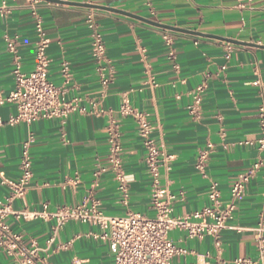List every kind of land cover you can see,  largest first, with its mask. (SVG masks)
<instances>
[{
  "label": "crops",
  "instance_id": "0c3cea01",
  "mask_svg": "<svg viewBox=\"0 0 264 264\" xmlns=\"http://www.w3.org/2000/svg\"><path fill=\"white\" fill-rule=\"evenodd\" d=\"M65 1L109 7L257 47L232 44L235 48L228 60L225 45L231 43L176 33L95 9L115 73L112 83L104 86L86 24L90 8L38 0L37 11L50 39L49 79L64 87L66 99L77 100L84 111L65 122L54 119L11 125L9 120L17 108L6 99L15 90L14 63L5 36L17 39L24 73L34 68L37 38L30 1L0 0V171L8 178L20 177L23 146L34 140L30 145L33 179L25 199L17 200L14 208L42 211L47 207L54 212L61 206L98 202L107 216L140 213L154 218L146 152L134 119L119 112L124 101L147 116L152 138L165 154L170 169L162 168L161 185L167 191L163 201L173 208L172 216L199 221L193 215L211 205L212 183L226 206L238 175L264 160L258 145L263 136L259 110L264 105V0H253L247 10L238 8L237 0ZM166 34L173 36V49L166 44ZM64 67L69 70L67 79ZM202 85L205 89L197 118L188 107L194 105ZM112 119L120 125L130 190L127 205L108 170L107 127ZM204 152L207 159L201 171L198 162ZM102 169L107 171L96 176ZM263 174L264 170L251 181L228 228L218 236L190 237L184 229L172 230L169 239L182 252L171 264H236L237 259L264 264L253 231L264 212ZM7 195L8 189L0 184V202ZM7 223L20 237V249L11 254L0 248V264H19L25 253H33L32 264H114L109 244L99 238L104 232L99 227L71 221L56 230L53 219L26 222L12 217ZM68 243L71 247L65 248Z\"/></svg>",
  "mask_w": 264,
  "mask_h": 264
},
{
  "label": "built area",
  "instance_id": "2783aa9c",
  "mask_svg": "<svg viewBox=\"0 0 264 264\" xmlns=\"http://www.w3.org/2000/svg\"><path fill=\"white\" fill-rule=\"evenodd\" d=\"M32 17L35 21L36 31V53L34 68L30 73L22 70L21 56L17 39L5 36L8 52L13 57L15 90L6 99L17 108V114L9 120V124L20 123L34 124L41 120L58 119L67 121L72 114L81 110L77 100L68 101L64 87H57L49 79L50 60L47 56V49L50 46L43 18L37 11L38 0H29ZM238 8L247 10L253 0H237ZM4 10H8L4 4ZM86 24L91 35V49L96 71L100 76L102 84L108 86L114 80V69L108 57L106 44L98 21L95 9L90 8L86 16ZM166 44L173 49L174 40L171 34L164 36ZM226 58L230 60L234 46L226 44ZM171 55L174 56L172 50ZM65 78H69V70L64 67ZM259 84V82H256ZM205 86H199L198 95L194 105L188 107L190 114L198 116L201 104V93ZM121 116L132 117L138 127L139 136L142 139L145 149V161L148 173L151 177L152 200L156 208L154 218L147 217L140 213H127L125 216L105 215L98 202L91 206L79 205L76 207L61 206L56 211L49 212L45 207L42 211L30 210L28 207L16 210L14 203L17 200H24L33 179V157L30 153V145L34 142L31 139L23 146L20 162L21 175L17 180L8 178L3 171H0V184L8 189V195L3 202H0V248L7 249L13 254L14 250L20 249L21 239L14 234L7 223L12 217L18 221H34L37 219L55 220L56 230L62 229L71 221H78L91 226L99 227L104 232L100 239L109 244L113 255L114 264H171L173 259L182 250L170 239L169 233L177 228L184 229L190 237L218 236L220 232L227 229V222L232 218L237 209L238 203L245 197L247 188L251 181L264 170V160L257 161L252 167L240 173L237 180L230 189V202L223 207L221 203V192L217 185L212 183L209 190L211 205L193 215L197 222L188 219L172 216L173 208L169 203L163 201L167 194L166 189L161 185L162 168H170L166 165V157L155 140L152 138L153 127L147 116L131 107L128 101H124L119 110ZM260 128L262 138L258 145L260 151L264 152V105L259 110ZM109 145V167L112 171L118 187L122 193L123 203L128 204L130 198L129 185L126 181L123 146L121 141L120 125L117 120L112 119L107 127ZM207 155L204 152L198 162V168L203 171ZM107 171L102 169L95 175ZM264 187V174H263ZM172 200L174 197L169 195ZM211 219L212 222H209ZM257 239V247L261 257H264V212L259 225L253 229ZM70 248L71 243L64 246ZM32 254L25 253L19 264H32ZM236 264H252L250 260L237 259Z\"/></svg>",
  "mask_w": 264,
  "mask_h": 264
},
{
  "label": "water",
  "instance_id": "95a60500",
  "mask_svg": "<svg viewBox=\"0 0 264 264\" xmlns=\"http://www.w3.org/2000/svg\"><path fill=\"white\" fill-rule=\"evenodd\" d=\"M46 1L57 3V4H62V5L79 6V7H85V8L107 10V11H111V12L127 15V16H130V17H133V18H137V19H139V20H141L143 22L149 23V24H151L153 26L160 27V28H163V29H167V30H170V31L176 32V33H183V34L199 36V37L214 38V39H217V40L225 41V42H228V43H231V44H234V45H239V46L257 47L256 44H251V43L238 41V40H233V39H226V38L213 36V35H206V34H203V33H200V32L189 31V30H185V29H181V28H177V27H173V26H168V25L156 23V22L144 19V18H140V17L134 16V15L129 14V13H126L124 11L113 9V8H109V7L93 5V4H89V3L69 2V1H65V0H46Z\"/></svg>",
  "mask_w": 264,
  "mask_h": 264
}]
</instances>
